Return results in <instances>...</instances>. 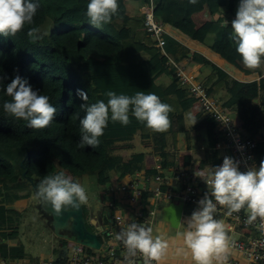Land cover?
<instances>
[{
    "label": "trees",
    "instance_id": "trees-1",
    "mask_svg": "<svg viewBox=\"0 0 264 264\" xmlns=\"http://www.w3.org/2000/svg\"><path fill=\"white\" fill-rule=\"evenodd\" d=\"M126 1L118 0V14L111 23L97 28L86 17L89 0H32L39 4L33 25H26L15 36L0 35V74L7 77L0 84L1 258H26L25 246H10L9 241L18 238L21 217L11 206L32 196L29 177L44 179L61 171L66 176L68 173L75 177L90 175L98 180L100 174L110 177L115 173L120 179L138 171L146 174L145 153L132 154L128 161L115 153L118 144L131 143L138 133L143 141L152 144L165 167L173 163L174 155L167 152L177 147L178 136L187 132L185 113L191 111L193 104L186 103L190 92L178 79L169 85L157 83L162 76L177 72L170 61L177 64L191 59V65H203L200 81L209 95L218 98L233 118L241 122L243 136L257 141L255 159L259 165L264 161V63L259 68L248 69L236 52L231 22L236 18L240 0H198L195 5L189 0H154V14L163 26L170 25L218 53L227 62L172 29V34L197 44L211 59L217 57L220 65L224 63L223 67L237 77L245 78L241 72L246 75L258 72L262 76L259 82H241L211 62L204 65L205 57L168 34L164 35V47H158L145 30L143 18L128 13ZM204 12L209 20L196 26L195 16ZM31 27L47 35L33 42L27 35ZM16 75L26 80L34 91L48 96L56 108L49 127L29 128L27 121L4 112L3 103L12 99L4 89ZM77 90L88 94V104L99 100L107 103L108 97L104 95L107 91L127 96L138 91L154 93L162 103L171 106V127L164 133L153 132L130 112L127 126L109 118L98 147H78L79 121L85 114L80 106L85 102L78 97ZM196 129L203 134L201 143L208 150L201 166L207 163L218 166L221 160L210 150L223 143L222 135L212 120L200 122ZM191 159L187 157L186 162ZM72 180L77 182L75 178ZM100 181L106 185L111 179ZM189 210L186 208V213Z\"/></svg>",
    "mask_w": 264,
    "mask_h": 264
},
{
    "label": "clouds",
    "instance_id": "clouds-1",
    "mask_svg": "<svg viewBox=\"0 0 264 264\" xmlns=\"http://www.w3.org/2000/svg\"><path fill=\"white\" fill-rule=\"evenodd\" d=\"M143 2L144 5L140 10L142 18L146 0ZM197 2L198 0H189V3L193 5ZM38 8L39 4L32 0H0V35L15 36L24 30L26 25H33ZM118 9V0H89L86 11L88 23L97 28L109 24L112 18L118 14ZM231 29L232 39L237 45L236 52L241 57L243 65L248 69L259 68L261 63H264V0H240L236 18L231 22ZM27 35L35 42L43 39L47 33L41 34L39 28L31 27ZM6 79L5 75L0 74V84ZM4 91L7 96L12 98L11 101L3 103L4 112L17 120L27 121V127L37 130L44 129L54 121L57 110L49 102V97L34 91L31 85L19 75L6 84ZM77 95L85 102L80 106L85 114L79 121L81 139L78 147L83 148L86 145L92 148L98 147L99 138L103 136L104 129L108 126L109 118L113 122H120L127 126L130 123V112L137 121L145 123L146 127L153 132L164 133L171 127L169 113L172 108L170 105L162 103L154 93L145 94L144 91H138L134 96H127L107 91L104 94L108 97L107 103L99 100L92 104L86 103L88 100L86 92L77 90ZM195 122L196 119H194ZM136 173L145 174L139 171ZM136 173L129 174L122 179L116 176L114 181H110V187ZM197 176L203 178L208 186V192L198 201V208L192 212L186 222L177 224L178 228L184 229L179 233L184 248L178 249V251L183 252L185 249L189 251L194 264H226L232 241L227 234L226 226L217 220L214 214L219 205L227 209L228 216L245 210L247 213L246 223L248 224H253L257 219L264 222V161L260 162L258 168L252 167L248 171L242 172L239 169V162L226 156L221 165L209 168L207 173L202 171ZM74 178L77 177H68L62 171L55 175L45 176L36 186V195L41 206L51 205L53 213L60 216L62 211L79 209L80 206L87 204L86 190L81 184L74 182L72 180ZM110 187L108 190L110 198L100 205L103 206V231H100L101 237L98 233L97 235L101 244L103 235L108 229L113 228L115 209L107 205L112 199ZM107 210L110 211V218L107 216ZM105 217L111 225L107 229L104 228ZM116 239L122 241L128 257L141 254L144 264H152L153 261L159 264L169 248V243L162 236H153L151 227H145L138 223H131L126 229H122ZM60 242L62 240H59V247L64 248ZM67 243L63 241L64 246ZM75 247L84 248L85 246L74 243L73 247L66 249L70 252ZM90 249L94 252L99 250ZM69 252H59L57 259L53 255L50 257L58 260L69 255ZM0 260L16 261L1 257ZM17 260L27 261L26 259ZM129 264H132L131 260H129Z\"/></svg>",
    "mask_w": 264,
    "mask_h": 264
},
{
    "label": "built area",
    "instance_id": "built-area-1",
    "mask_svg": "<svg viewBox=\"0 0 264 264\" xmlns=\"http://www.w3.org/2000/svg\"><path fill=\"white\" fill-rule=\"evenodd\" d=\"M154 10L155 1L147 0L146 7L142 10L144 26L156 45L163 48L166 30L158 22ZM170 65L177 67L172 61ZM178 81L181 85H189L188 90L193 101L203 114L214 122L217 131L226 139L225 145L232 151L233 159L239 162L240 171L246 172L252 167L258 168L259 164L254 153L257 141L243 136L235 119L223 104L209 95L203 83H193L181 73L178 74ZM160 161L161 159L156 160V175L136 173L110 187L112 199L107 205L115 209L113 228L108 229L103 235L101 248L98 251L89 254L80 247H75L69 255L58 260L52 257L35 262L0 260V264H129V260L132 264H144V259L139 253L135 257H128L124 244L116 239L117 234L131 223L151 227L155 217L162 214V208L170 203L183 204L184 209L198 208V201L208 192L205 181L197 176L202 171L181 168L175 164L167 169L170 175L165 176V169ZM175 185L177 187L173 189ZM226 212V208L218 205L214 216L217 220L226 222L228 231L240 230L246 237L232 240L230 249L241 256L244 264H264V222L257 219L253 224L246 223L245 210L233 213L231 216ZM156 263L152 262V264Z\"/></svg>",
    "mask_w": 264,
    "mask_h": 264
},
{
    "label": "rangeland",
    "instance_id": "rangeland-1",
    "mask_svg": "<svg viewBox=\"0 0 264 264\" xmlns=\"http://www.w3.org/2000/svg\"><path fill=\"white\" fill-rule=\"evenodd\" d=\"M135 3H138L139 6H143L144 2L142 0H129L126 4L128 13L130 10L134 9ZM199 17L198 24H202L205 21L209 20V17L206 19V16L200 14L195 16ZM167 30V29H166ZM169 30V29H168ZM166 34V32H165ZM218 64L221 61H218L217 57L213 58ZM224 63L221 65L223 66ZM262 71L264 72V65L262 66ZM264 76V75H263ZM230 113V112H229ZM231 114V113H230ZM188 128L193 131L194 129L189 126ZM192 144L195 145V137L191 135ZM148 143V142H147ZM150 145L148 146L145 141H143L140 137V134H137L134 140L131 143H120L118 144L117 150L115 153L120 154L124 157V160L128 161L132 154L135 153H145L149 154L146 158V166L151 165L153 160L152 157V149L150 151ZM116 174L112 173L110 177H107L103 174L99 175V179L102 181H106L110 178L112 181L116 179ZM68 177H75L72 173H68ZM37 178V177H34ZM77 183L81 184L82 187L85 188L86 194L88 196V203L82 205L84 210V217L86 220V224L91 231L98 233L99 237H101L100 232L96 231L94 226L90 223L91 218L98 217V207L104 204L109 198V187L110 184H103L96 176L86 175L83 177L76 178ZM11 208H15L21 214L19 227H18V238L15 239L14 244L19 246L23 244L25 246L26 252V260L27 261H35L41 257L48 258L53 255L56 259L59 255V252H69L66 248L59 247V240H54L50 230L46 227L44 220L40 217V214L37 210V199L31 197L26 200L24 203L15 204L11 206ZM190 209V208H189ZM196 208H191L187 214H185L182 218V222H186L187 218H189ZM107 217L104 219V228L107 229L111 227L108 223ZM223 223V221H221ZM151 228L153 229V236L160 235L161 231L165 236V240L169 243V248L165 257L162 258L159 264H189L192 261L191 254L186 249L183 252H179L178 249H183V240L179 235L183 228H179L178 230L172 229L166 222L162 220V214H158L155 217V221L153 222ZM230 240H238L241 239L239 232L230 233L227 232ZM68 247H73L72 243L66 244ZM85 253H94L90 248L84 247L81 248ZM235 253L229 251L228 258H231ZM228 260V259H227Z\"/></svg>",
    "mask_w": 264,
    "mask_h": 264
},
{
    "label": "crops",
    "instance_id": "crops-1",
    "mask_svg": "<svg viewBox=\"0 0 264 264\" xmlns=\"http://www.w3.org/2000/svg\"><path fill=\"white\" fill-rule=\"evenodd\" d=\"M128 1H126V4H127ZM141 7L142 6H139L138 3H135L134 9L133 10H130V13L129 14L130 15H139L140 16ZM202 15L206 16V19L209 17V15L207 13H205V12L202 13ZM198 18L199 17H196V19H194L196 21V26L201 25V24H198V22H199ZM165 27L167 29L166 30V34L170 35L175 40H177L180 43L184 44L185 46H187L188 48H190L193 52L199 53L203 57H205L207 60L204 63V65H207L209 62H211V63L217 65L218 67H220L221 69H223L224 71H226L229 75H231V77H233L236 80L241 81V82H255V81L256 82H259L261 80L262 76L258 72L253 73V74H250V75H246L243 72H241L238 68H236L235 66H233L232 64H230L228 62V64H230L232 67L238 69L244 75L245 78H239V77H237L232 72H230V70H228L226 67L221 66L220 64H218V62H216L215 60L211 59L205 52L201 51L199 49V46L197 44H199L200 46H202V47L210 50L211 52H213L214 54H216V55L219 56L218 53L214 52L213 50H211L209 47L203 45L202 43H200V42H198L196 40H193L188 35L184 34L180 30H178V29H176V28H174V27H172L170 25H165ZM172 29L180 32L182 35L186 36L192 42H195L197 44L188 43V42L185 41V39L183 37H177V36H175L174 34H172ZM219 57L221 59L225 60L221 56H219ZM190 62H191V59H184V60L180 61L179 63L176 64L177 65L176 68H178L177 69V72H175L174 74H171V75H164V76H162L160 79H158L157 83L158 84H163V85H169L170 83H172L173 81H175V80L178 79V74L179 73H181L182 75H184L187 78L191 79V82H193V83H195V82L202 83V81H200V69H201V67L203 65H191ZM172 66H174V65H172ZM255 75H256L255 78L250 79V77L255 76ZM181 86L184 87V88L189 89V85L188 84L181 85ZM220 94H222V93H220ZM186 103L187 104H193L192 105L193 108L191 109V111L185 113V126H186V129H187V132L185 134H180L178 136V144H177V147H174V148H172V150H170V151L167 152V153L173 154L174 157H175V160L173 161V163L169 167H165L164 164H163V162H162V157L160 155L155 154V152L153 150L152 144L149 141H146V144L148 146L149 145L151 146L150 147V151H151V149L153 150L151 152L152 153L153 160L151 162V165L146 166V175H148V176H154V175L157 174V171L155 169V166L157 165V163H156V160L157 159H161L160 163L163 165V167L165 169V174H164L165 176H169L170 175V173L167 171V169H169L171 166H173L175 164L178 165L181 168H189L190 170H200V171H203L205 173H207V171H208L209 168H214V167H212V164L211 163H207L203 167L201 166V161H202V159H203V157L205 155V152H207L208 150L201 143V139L200 138L203 137V134L200 133L198 131V129H196L197 124H199L202 121H207V120H211V119L207 118L203 114V112L199 109L198 105L193 101V98L191 97V95H190V97H189V99H188V101ZM194 119H196V122L195 123H194ZM235 121H236L238 127L241 129V127H240L241 126V122H239L236 119H235ZM189 126H191V128L194 129V130L191 131V129L188 128ZM262 134L264 135V131H262ZM191 135L194 136L195 139H196L195 145L192 144ZM223 139H224L223 143H218L216 145L215 149L210 150L211 153H213V154L216 153L217 154V159L221 160V163L219 165H221L223 163L224 157L227 156V157L233 158L232 151L230 149H228L226 147V145H225L226 144V139L224 137H223ZM148 154H146V156ZM187 157H191L192 158L189 163L186 162L187 161L186 160ZM176 187H177V185H175L173 187V189H175ZM24 202L25 201L19 202V203H16V204L18 205V204H21V203H24ZM184 210H185V213H186V208ZM220 221H223V220H220ZM223 224L225 226L227 225L225 221H223ZM227 232H230V231L227 230ZM237 232H239V235L241 236V239H245L246 238L240 230H236V231H233V232H230V233H237ZM160 236H162V238H165L166 235H164L163 232L161 231ZM238 240H240V239H238ZM14 242H15V240L9 241V245L10 246H16L14 244ZM230 251H232V250L230 249ZM234 255H236V256H233L231 258H228V260L226 261V264H244L243 259L241 258V256L239 254L235 253ZM189 264H194V262L191 261Z\"/></svg>",
    "mask_w": 264,
    "mask_h": 264
},
{
    "label": "water",
    "instance_id": "water-1",
    "mask_svg": "<svg viewBox=\"0 0 264 264\" xmlns=\"http://www.w3.org/2000/svg\"><path fill=\"white\" fill-rule=\"evenodd\" d=\"M32 185V196L37 199V210L44 220L46 227L50 230L54 240H62L68 243L80 244L88 248L99 249L101 247L100 240L97 233L89 230L84 217L82 206L79 209L70 211H62L60 216L53 213L51 205L47 207L41 206V203L36 195V186L43 180L41 178H28ZM183 204L170 203L168 206L162 208V220L166 222L172 229L178 230L177 224L182 222L185 215ZM110 211L107 210V216L110 218ZM90 223L94 226L96 231H103V206L99 207L98 217H92Z\"/></svg>",
    "mask_w": 264,
    "mask_h": 264
},
{
    "label": "bare ground",
    "instance_id": "bare-ground-1",
    "mask_svg": "<svg viewBox=\"0 0 264 264\" xmlns=\"http://www.w3.org/2000/svg\"><path fill=\"white\" fill-rule=\"evenodd\" d=\"M164 28H165V30H166V27H165V25H164ZM220 56V55H219Z\"/></svg>",
    "mask_w": 264,
    "mask_h": 264
}]
</instances>
